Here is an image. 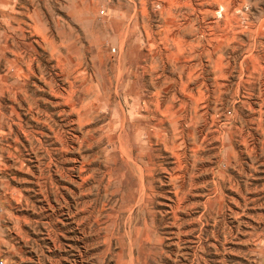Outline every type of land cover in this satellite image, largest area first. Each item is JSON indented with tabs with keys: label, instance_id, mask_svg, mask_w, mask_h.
<instances>
[{
	"label": "rangeland",
	"instance_id": "rangeland-1",
	"mask_svg": "<svg viewBox=\"0 0 264 264\" xmlns=\"http://www.w3.org/2000/svg\"><path fill=\"white\" fill-rule=\"evenodd\" d=\"M0 259L264 264V0L0 6Z\"/></svg>",
	"mask_w": 264,
	"mask_h": 264
},
{
	"label": "crops",
	"instance_id": "crops-1",
	"mask_svg": "<svg viewBox=\"0 0 264 264\" xmlns=\"http://www.w3.org/2000/svg\"><path fill=\"white\" fill-rule=\"evenodd\" d=\"M9 2H11V0H0V6L7 7L9 5Z\"/></svg>",
	"mask_w": 264,
	"mask_h": 264
},
{
	"label": "built area",
	"instance_id": "built-area-1",
	"mask_svg": "<svg viewBox=\"0 0 264 264\" xmlns=\"http://www.w3.org/2000/svg\"><path fill=\"white\" fill-rule=\"evenodd\" d=\"M0 264H5L4 261L2 259H0Z\"/></svg>",
	"mask_w": 264,
	"mask_h": 264
},
{
	"label": "bare ground",
	"instance_id": "bare-ground-1",
	"mask_svg": "<svg viewBox=\"0 0 264 264\" xmlns=\"http://www.w3.org/2000/svg\"><path fill=\"white\" fill-rule=\"evenodd\" d=\"M185 4V3H184ZM108 96V95H107ZM104 100V99H103ZM114 100V99H113ZM103 102V101H102ZM106 102V101H105ZM107 104V103H106ZM102 105V104H101ZM123 134V133H122ZM124 155V154H123ZM130 167V166H129ZM138 170V169H137Z\"/></svg>",
	"mask_w": 264,
	"mask_h": 264
}]
</instances>
